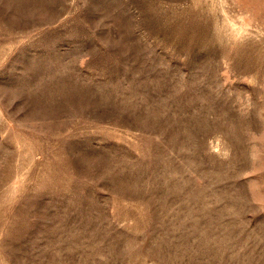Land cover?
<instances>
[{
	"label": "rangeland",
	"instance_id": "1",
	"mask_svg": "<svg viewBox=\"0 0 264 264\" xmlns=\"http://www.w3.org/2000/svg\"><path fill=\"white\" fill-rule=\"evenodd\" d=\"M0 264H264V0H0Z\"/></svg>",
	"mask_w": 264,
	"mask_h": 264
}]
</instances>
